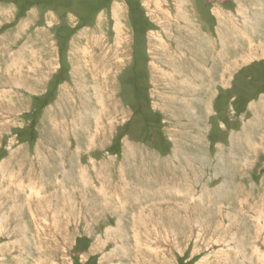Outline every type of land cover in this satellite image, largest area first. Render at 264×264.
<instances>
[{"label": "rangeland", "instance_id": "1", "mask_svg": "<svg viewBox=\"0 0 264 264\" xmlns=\"http://www.w3.org/2000/svg\"><path fill=\"white\" fill-rule=\"evenodd\" d=\"M123 1L0 0V264H264V0Z\"/></svg>", "mask_w": 264, "mask_h": 264}, {"label": "crops", "instance_id": "2", "mask_svg": "<svg viewBox=\"0 0 264 264\" xmlns=\"http://www.w3.org/2000/svg\"><path fill=\"white\" fill-rule=\"evenodd\" d=\"M121 1H123V0H121ZM124 2V1H123ZM125 3V2H124ZM131 3V2H130ZM129 7V6H128ZM128 7H127V10H128ZM144 14V13H143ZM145 15V16H144ZM143 15V17L144 18H149L151 21H152V19L150 18V17H146L147 16V14L145 13ZM153 22V21H152ZM262 42V41H261ZM259 40H257V44L259 45V43H261ZM214 43V42H213ZM214 47L217 45V43H216V45L215 44H212ZM254 48V53H253V56L255 57V56H258V57H260V58H264V51H262V49H260V48H258V47H253ZM228 62V61H227ZM227 64V63H226ZM150 68V67H149Z\"/></svg>", "mask_w": 264, "mask_h": 264}, {"label": "bare ground", "instance_id": "3", "mask_svg": "<svg viewBox=\"0 0 264 264\" xmlns=\"http://www.w3.org/2000/svg\"><path fill=\"white\" fill-rule=\"evenodd\" d=\"M264 9V8H263ZM264 14V13H263ZM195 31V30H194ZM197 32V31H196ZM219 39V38H218ZM224 40V39H223ZM228 44V43H227ZM263 44V43H262ZM204 52H206V51H204ZM255 52V51H254ZM234 55V54H233ZM222 57V56H221ZM220 57V58H221ZM222 78V77H221ZM44 79V78H43ZM46 79V78H45ZM19 210V209H18ZM44 219V218H43ZM51 223V222H50ZM158 246V245H157ZM259 259V258H258Z\"/></svg>", "mask_w": 264, "mask_h": 264}]
</instances>
